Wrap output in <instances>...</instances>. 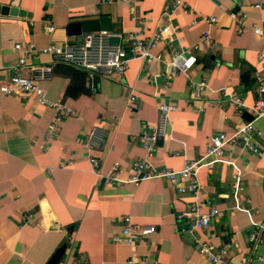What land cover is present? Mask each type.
<instances>
[{
  "label": "crops",
  "instance_id": "crops-1",
  "mask_svg": "<svg viewBox=\"0 0 264 264\" xmlns=\"http://www.w3.org/2000/svg\"><path fill=\"white\" fill-rule=\"evenodd\" d=\"M184 2L173 7V0H0L32 13L0 14V83L9 79L10 66L18 58L16 42L34 41L39 47L50 41L75 42L82 34L70 31L105 17L111 30L124 35H150L169 22L175 26L172 45L163 41L153 50L161 58L131 60L118 78L86 77L88 91L77 97L65 95L71 76L57 65L42 85L49 99L64 102L76 111L73 115L57 119L55 111L33 95L0 91V264H46L64 242L67 247L58 264H126L132 254L162 264H213L186 231L191 218L182 214L194 204L190 192L179 191L167 178L105 183L92 170L84 145L91 128L103 127L106 134L95 151L101 157L100 171L108 174L119 162L120 175L127 178L136 159L182 168L206 151L214 134L230 133L250 120L247 111L227 101V93L246 105L258 98L259 80H264V61L259 58L264 37L252 28L264 25V0ZM212 16L217 20L212 22ZM47 21L55 24L54 32L48 31ZM112 41L123 42L118 36ZM176 51L196 57L189 73L196 82L206 83L201 97L195 96L196 88L184 72L166 75V61ZM49 59L42 56L43 61ZM161 101L177 108L157 151L149 156L142 134L158 122ZM53 122L55 133L47 137ZM254 123L258 151L227 147L225 158L234 164L217 161L198 172L203 210H220L200 234L230 248L220 264H264V240L255 250L249 240L264 223V116ZM238 170L244 208L236 205L232 190ZM125 215L138 225H155L156 231L135 244L114 241Z\"/></svg>",
  "mask_w": 264,
  "mask_h": 264
},
{
  "label": "built area",
  "instance_id": "built-area-1",
  "mask_svg": "<svg viewBox=\"0 0 264 264\" xmlns=\"http://www.w3.org/2000/svg\"><path fill=\"white\" fill-rule=\"evenodd\" d=\"M113 1V0H107ZM125 1V0H123ZM173 7L185 6L184 0H173ZM134 11V8H132ZM212 22L217 18L212 16ZM47 29L50 33L54 32L56 26L47 21ZM244 25V20H240ZM175 26L172 23H166L157 26L150 35H142L140 31L128 32L124 35L122 32L111 29L101 28L98 30L85 31L80 40L75 42L57 43L48 42L44 46H37L34 41L27 43L16 42L15 50L18 52L17 60L10 66L12 73L9 79L0 83V91L6 95L30 94L35 97L37 102L43 106L51 107L55 111V118L63 115H73L76 111L68 107L62 101H54L47 97V93L42 83L54 74V69L59 64H68L83 69L86 77H121L129 63L134 59H144L151 61L153 58H161L160 54L153 52L154 48L163 41L170 45L175 38ZM253 33L264 37V25L254 24ZM118 36L123 42H113L112 37ZM204 41L208 36H204ZM42 56H49V61H43ZM261 61H264V50L259 54ZM166 75L170 78L177 73L184 72L189 79L191 86L196 88L195 96L201 97L207 87L204 81L196 82L190 75L189 70L196 63V57L183 51H176L170 60L166 61ZM226 92V89H223ZM132 96L131 99H134ZM227 101L236 108L247 111L252 119L239 123L236 128L228 132H218L214 134L208 143L206 151L197 159L187 161L182 168L175 169L170 167L158 166L152 159H136L131 163L133 173L127 178H122L121 163L116 162L110 173L103 174L100 171L101 157L95 151L100 148L105 137V129L100 126L91 128L85 137V148L89 154V161L92 170L105 183L111 182H133L140 183L149 178H167L173 182L179 191L190 192L194 197V204L182 215L191 218L190 225L186 228L187 233L193 236L199 251L206 256L213 264H220L230 254L228 244L216 245L211 241L204 239L200 230L207 228L212 219L216 217L220 210L212 206L207 211L203 210L205 200L202 191V185L198 179V172L202 167L211 166L217 161H224L234 164L231 159L225 158L227 147L241 145L253 151H258L259 143L254 134L259 133L254 121L264 116V80L260 78L258 85V98L252 105H246L242 98L229 92ZM174 103L161 101L158 104L159 118L158 122L142 134L143 145L149 156H153L157 151L158 142L166 133L167 124L171 112L176 109ZM55 123L50 125L47 137L55 133ZM236 166V165H235ZM244 189V182L240 170L237 171L232 182L233 196L236 199V205L240 208L244 206L240 203V193ZM123 226L119 233L113 236V240L120 243L135 244L149 234L156 231V226L151 224H136L130 215L123 216ZM264 223L259 224L250 234L249 240L253 250L264 240ZM126 264H162L157 259L147 256L137 258L132 254Z\"/></svg>",
  "mask_w": 264,
  "mask_h": 264
},
{
  "label": "water",
  "instance_id": "water-1",
  "mask_svg": "<svg viewBox=\"0 0 264 264\" xmlns=\"http://www.w3.org/2000/svg\"><path fill=\"white\" fill-rule=\"evenodd\" d=\"M0 14L1 15H12V16H28V17H30L32 15L31 12H29L28 10H26L24 8L19 7L18 5L14 4V3H12V4L0 3ZM109 23L110 22H109V20H107L106 17L102 18L101 20L88 21V22L82 23L77 30L70 31L69 33L73 34V35H79L85 31L98 30L101 28L110 29ZM78 25L79 24H77V26ZM70 28H71V26H70ZM243 75L247 77L248 73L243 72ZM245 116L252 119V116L248 112H245ZM66 247H67L66 242L61 244L54 251V253L51 255V257L49 258V260L47 261L46 264H58L60 262L62 256H63V254L65 253Z\"/></svg>",
  "mask_w": 264,
  "mask_h": 264
},
{
  "label": "trees",
  "instance_id": "trees-1",
  "mask_svg": "<svg viewBox=\"0 0 264 264\" xmlns=\"http://www.w3.org/2000/svg\"><path fill=\"white\" fill-rule=\"evenodd\" d=\"M61 65L65 67V74L71 76V82L66 88L65 95L77 97L80 94L86 93L88 89L85 85V70L68 64Z\"/></svg>",
  "mask_w": 264,
  "mask_h": 264
}]
</instances>
